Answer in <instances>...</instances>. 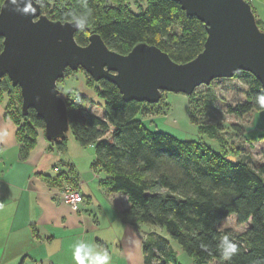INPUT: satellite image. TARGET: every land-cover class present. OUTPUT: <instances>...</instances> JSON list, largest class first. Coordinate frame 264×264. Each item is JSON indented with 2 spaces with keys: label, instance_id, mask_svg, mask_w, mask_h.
<instances>
[{
  "label": "trees",
  "instance_id": "trees-1",
  "mask_svg": "<svg viewBox=\"0 0 264 264\" xmlns=\"http://www.w3.org/2000/svg\"><path fill=\"white\" fill-rule=\"evenodd\" d=\"M37 1L50 19L79 21L74 35L78 44H87L88 36L98 33L109 48L123 54L136 43L146 42L159 47L173 61L186 62L202 51L207 36L204 23L187 15L172 0ZM256 20L264 30V23ZM232 78L247 87L245 101L229 106V112L243 116L263 111L260 81L244 70ZM88 80L95 82L91 77ZM96 83V94L103 98V115L92 114L84 107L90 100L86 95L65 97L69 130L82 147H93L92 168L104 174L102 186L126 196L128 205L121 211L122 219L134 225L147 223L163 228L193 264L211 260L218 264H264V160L254 166L248 159L214 150L204 142L150 130L136 115H144L155 104L125 101L113 83L104 79ZM0 91L10 95L5 116L17 124L18 158L25 160L36 144L38 129L44 131V122L33 109L22 114L20 89L6 76ZM200 130L218 142L222 140L218 123L202 124ZM258 137L264 138V133ZM64 139L50 143L62 151L66 148ZM63 176L60 172L55 178H44L57 182ZM231 214L236 215L238 223L250 224L235 236L217 226ZM230 243L237 245V252L225 261L221 250ZM143 253L144 264H179L167 238L154 232L144 240Z\"/></svg>",
  "mask_w": 264,
  "mask_h": 264
},
{
  "label": "water",
  "instance_id": "water-1",
  "mask_svg": "<svg viewBox=\"0 0 264 264\" xmlns=\"http://www.w3.org/2000/svg\"><path fill=\"white\" fill-rule=\"evenodd\" d=\"M189 16L204 23L203 49L186 62H175L155 45L136 43L123 54L109 48L98 33L80 45L74 35L77 20L48 18L37 0L30 15H20L27 0L0 6V89L3 77L21 94V110L33 109L44 122V136L56 142L66 137L69 120L66 99L56 86L66 71L81 68L95 82L113 83L125 101L157 103L163 92L191 95L200 85L231 78L239 70L250 72L264 89V30L258 26L246 0H172ZM70 23L73 27L70 26ZM235 159L234 156H228Z\"/></svg>",
  "mask_w": 264,
  "mask_h": 264
},
{
  "label": "crops",
  "instance_id": "crops-1",
  "mask_svg": "<svg viewBox=\"0 0 264 264\" xmlns=\"http://www.w3.org/2000/svg\"><path fill=\"white\" fill-rule=\"evenodd\" d=\"M50 144L38 129L25 160L18 158V144L17 151L16 144L8 150L0 145V264H77L74 251L81 244L107 252L108 264H144V240L121 217L126 196L107 191L100 173L91 168L72 180L84 197L77 209L54 199L71 180L44 178L60 173L53 172L61 159Z\"/></svg>",
  "mask_w": 264,
  "mask_h": 264
},
{
  "label": "rangeland",
  "instance_id": "rangeland-1",
  "mask_svg": "<svg viewBox=\"0 0 264 264\" xmlns=\"http://www.w3.org/2000/svg\"><path fill=\"white\" fill-rule=\"evenodd\" d=\"M141 3L144 5V1ZM250 5L256 18L264 23V2L250 0ZM133 9L138 11L135 7ZM88 78L90 79V76L82 69H78L74 72H66L65 77L58 80L56 86L61 89L64 97L76 99L80 94L86 95L90 100L84 104V107L92 114L102 116L103 98L96 94L97 83L89 81ZM246 87L243 81L236 78H217L209 85L198 86L192 95L190 104V95L165 91L162 98L155 103V106L151 107V110L145 112L144 115L138 113L136 118L141 119L150 130L167 132L179 139L204 142L214 150L248 159L255 166L264 160V138L258 137L259 134L264 133V110L251 111L243 116H237L228 110L229 106H235L245 101ZM9 97L8 92L0 91V145L8 150L11 143L14 146L16 144L17 151L15 136L17 124L11 117L5 116ZM210 123L219 124L222 137L220 142L200 130V125ZM109 136L110 132L106 137L109 138ZM64 141L66 148L62 151L55 144H50L61 159L58 161V165L52 169L54 173L63 171L69 181L71 180L69 184L59 187L60 189L70 187L72 190H77V184L72 180L80 178L81 172L92 168L95 159L94 149L92 146L82 147L70 130L66 133ZM56 167L59 168V171L56 170ZM94 172L96 171L94 170ZM103 176L104 174H101V178ZM55 193L53 197L57 201ZM83 201L82 195L81 201L75 207L67 205L75 210ZM249 225V222L238 223L236 215L231 214L218 222L217 226L220 230L235 236L245 231ZM134 227L142 240H145L150 232L166 237L176 261L179 264H193L192 258L167 235L163 228L147 223H138ZM207 264H218V262L211 260Z\"/></svg>",
  "mask_w": 264,
  "mask_h": 264
},
{
  "label": "clouds",
  "instance_id": "clouds-1",
  "mask_svg": "<svg viewBox=\"0 0 264 264\" xmlns=\"http://www.w3.org/2000/svg\"><path fill=\"white\" fill-rule=\"evenodd\" d=\"M4 3V0H0V5ZM8 6H17L18 0H7ZM40 6H43L42 3ZM4 10L3 6H0V12ZM10 10L13 12H18L20 15H30L34 12L32 7L31 0H27V6L20 10L17 7H10ZM70 26L73 25L70 23ZM237 252V245L235 243L228 244L223 250H221V255L225 261L230 260L231 256ZM74 259L77 264H85V261H88V264H108L109 256L107 252H96L93 253L92 250L85 245L81 244L75 246Z\"/></svg>",
  "mask_w": 264,
  "mask_h": 264
},
{
  "label": "built area",
  "instance_id": "built-area-1",
  "mask_svg": "<svg viewBox=\"0 0 264 264\" xmlns=\"http://www.w3.org/2000/svg\"><path fill=\"white\" fill-rule=\"evenodd\" d=\"M56 170L59 171V168L56 167ZM55 197L57 198V201L64 202L72 207H75V205L82 199L80 191L78 189L72 190L70 187H66L65 189L59 188L55 193Z\"/></svg>",
  "mask_w": 264,
  "mask_h": 264
}]
</instances>
